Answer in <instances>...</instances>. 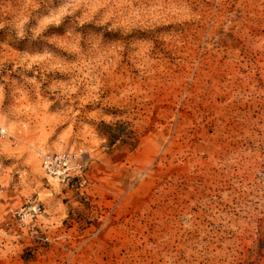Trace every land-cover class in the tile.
<instances>
[{
    "label": "rangeland",
    "instance_id": "obj_1",
    "mask_svg": "<svg viewBox=\"0 0 264 264\" xmlns=\"http://www.w3.org/2000/svg\"><path fill=\"white\" fill-rule=\"evenodd\" d=\"M0 264H264V0H0Z\"/></svg>",
    "mask_w": 264,
    "mask_h": 264
}]
</instances>
